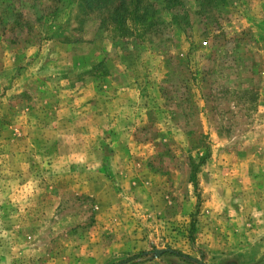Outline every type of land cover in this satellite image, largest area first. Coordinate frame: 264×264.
Returning <instances> with one entry per match:
<instances>
[{
	"label": "rangeland",
	"instance_id": "rangeland-1",
	"mask_svg": "<svg viewBox=\"0 0 264 264\" xmlns=\"http://www.w3.org/2000/svg\"><path fill=\"white\" fill-rule=\"evenodd\" d=\"M137 1L0 0V264H264V0Z\"/></svg>",
	"mask_w": 264,
	"mask_h": 264
},
{
	"label": "trees",
	"instance_id": "trees-1",
	"mask_svg": "<svg viewBox=\"0 0 264 264\" xmlns=\"http://www.w3.org/2000/svg\"><path fill=\"white\" fill-rule=\"evenodd\" d=\"M126 0H123L122 3H124ZM81 2H84V0H81ZM128 5L129 7H126L125 8V13L128 14V18L132 15V14H138V13H141V12H145L148 8H149V4L146 5V7H139L138 5V1L137 0H128ZM120 4V5H121ZM88 7V10H91L92 8L87 6ZM132 10V11H131ZM117 11L114 12V15ZM112 16V15H111ZM121 19V18H120ZM136 20H139L137 17H135ZM116 24V23H115ZM193 171V170H192ZM162 254H168V255H171L173 257H176L178 258L180 261L184 262V263H188V264H192L194 262V260L189 257V256H186V255H183L181 253H178V252H165V253H162ZM161 254V255H162Z\"/></svg>",
	"mask_w": 264,
	"mask_h": 264
}]
</instances>
